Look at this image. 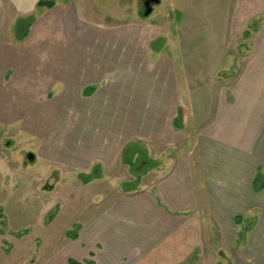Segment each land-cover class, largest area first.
Instances as JSON below:
<instances>
[{
    "label": "crops",
    "instance_id": "obj_1",
    "mask_svg": "<svg viewBox=\"0 0 264 264\" xmlns=\"http://www.w3.org/2000/svg\"><path fill=\"white\" fill-rule=\"evenodd\" d=\"M65 1L44 7L21 44L9 39L13 28L8 37H0V70L12 68L15 80L27 84L16 98L28 105L40 98L55 103L44 127L38 128L45 150L60 164L74 165L76 177L86 178L75 192L79 203L72 219L77 231L65 242L61 264H188L201 259V254L193 257L195 245L203 243L210 220L208 231L227 236L230 252L236 250L238 237H245L240 253H230V264H264V0H201L220 10L214 28L218 38L243 27L247 35L258 36V44L239 59L236 50L217 44V59L204 68L201 52L193 50L194 57L189 56V42L177 30L180 46L174 48L171 37L165 52L181 55V97L173 86L174 56L143 60L141 55L142 37L153 42L155 28L142 22L134 30L125 24L117 30L109 24L88 29L79 24L84 21L79 16H85L80 0ZM3 3L0 34L9 16L12 27L15 20L11 0ZM166 5L168 13L161 16L170 23L171 13L188 7L177 20L187 37L200 38L199 0H168ZM71 20L74 29L69 28ZM60 21L65 37H59ZM257 21L262 24L253 32ZM215 67L218 75L226 69L228 77L218 81L227 86L224 92L213 91ZM157 68L165 73L158 71L161 75L154 79ZM28 74L34 76L24 78ZM147 81L160 86L147 88ZM142 82H147L144 92ZM88 86L94 88L86 93ZM188 101L193 107L189 113ZM175 117H182L180 124ZM146 129L152 141L167 143L158 154L159 165L146 173L157 177L120 191L108 185L98 188L106 166L141 160L138 141H146ZM176 135L180 140L174 141Z\"/></svg>",
    "mask_w": 264,
    "mask_h": 264
},
{
    "label": "rangeland",
    "instance_id": "obj_2",
    "mask_svg": "<svg viewBox=\"0 0 264 264\" xmlns=\"http://www.w3.org/2000/svg\"><path fill=\"white\" fill-rule=\"evenodd\" d=\"M37 1L11 0L15 18L14 26H11L12 22L9 16L5 30L0 34V37L3 39L8 37L13 28L11 33L13 35L9 39H11L15 46L21 44L22 38L24 39L27 36L26 34V36H22L23 29L28 28V26L31 27L33 24L35 25L36 18L42 12L41 10L47 7L46 5L38 6ZM42 1L50 2L52 6L57 2L61 4L66 2L65 0ZM167 2L168 0H160L158 3H151V12L148 15H144V0H80L85 16L79 17L84 19L85 22L80 21L79 24L93 30H97L100 26H107L108 24L112 29L116 30L120 26H123V24L130 30L139 28V24H142V22L150 24L152 28H155L157 37L153 42L147 40L148 37H142V46L140 48L143 53L141 55L144 58L143 60H149L151 55H154L152 57L154 60L160 57L174 56V70L172 69V72L175 83L173 86L175 93L179 97L183 96V90H180L182 88L180 84L182 83H177V80L180 81L182 77V72H184L181 67L182 63H180L181 55L177 51L173 54L165 52V45L172 39L171 37H173L175 44L172 46H176V48L180 46L176 45L177 40L180 39L177 36V30L183 31L185 35L184 39H186V42H189V56L194 57L193 50L201 52L198 55L202 54L203 60L201 61L204 68H207L212 64L214 59H217L215 56L217 44L221 45L222 48L227 47V51L230 52L236 50L239 54L237 59L248 55L251 50L250 47L258 44V36L256 34L252 36L247 35L245 31H241L243 27L234 32L231 30L218 38L217 31L214 28L218 24L215 19L219 20L220 10L216 9L217 7L215 6L213 7V3H205L201 0H199L200 6H196L200 9L201 19H203L198 33L200 38L197 37V34L187 37L185 31L181 30L183 22L178 20L181 19L180 15L186 16L189 11L188 7H185L183 10L177 9V13L172 11L173 19L171 20L173 22L170 23L166 16H161L168 13L166 12V9H168ZM160 3L161 5H159ZM194 5L195 2H192L190 5L191 11ZM5 6V3L0 4V9ZM229 7L231 8L230 4ZM105 10L108 12H105ZM166 20L170 25H167ZM69 24V28H75L73 20ZM261 24L262 22L257 21L252 31H256L257 27L259 28ZM6 26L8 31H6ZM64 29L63 23L60 21L59 37L66 36ZM166 33L168 35L173 34V36L169 35V38ZM31 39H34V37H28V40L31 41ZM152 48L157 49V52L149 51L153 50ZM225 60L223 59L220 62L223 63ZM42 67L43 64H41L40 68ZM157 69H155L157 74L153 75L154 79L161 75L158 71H162V74L165 73V70ZM166 69L168 72L171 70L169 67H166ZM143 70L147 69H142V72ZM217 70L215 67L211 71H215V75L213 74L215 85H212L213 89H215L213 90L214 93L224 92L227 89L225 84L218 83L221 80L220 76L221 78L228 77H224L226 69H221L222 71L219 72V75L218 73L216 74ZM240 70L241 67L238 69V72ZM127 72L131 74L133 72L132 68H127ZM33 76L28 74L24 78L31 79ZM239 76L240 73H237L236 77ZM159 77L157 80H159ZM147 82L138 84L141 91L144 92ZM227 82L228 80L225 83ZM155 85L157 87L160 86L159 83L153 84L150 82L146 86H148L147 88H154ZM26 87L25 80H21V78L19 81L15 80V71L12 68L0 70V264H61L66 254V251L63 249L65 242L67 239H70L71 234L77 231V222H75V219H72L74 215L73 210L79 203L75 192L86 178L84 176H77V178L73 174L75 172L74 165L60 164L56 161V158L49 155L48 150H45L44 142L39 139L38 128L39 125L41 128L44 127L45 122L54 109L55 103L46 104L45 100L41 98L33 100L32 105L22 102L16 97H19V94H23V90ZM91 87L94 88L93 86H88L85 92L88 93ZM194 87L196 88L197 85L195 84ZM190 102L188 101L186 104L185 109L188 110L187 113L193 108L189 105ZM28 110L32 114L35 113V115H30ZM181 111L184 110L181 109ZM30 119L34 120V124L31 123ZM180 119L182 117H175V124H180ZM185 119L183 118V120ZM142 135H144L143 138H146V141L143 143L141 140L138 141L141 143V146H138L144 152L141 160L138 161L139 158L137 157V161L131 160L124 164L121 159V164L106 166L103 169L106 175L105 180L97 183L98 188H104L105 185H108L110 190L120 191L139 184L151 183L157 177V175H153L156 173L148 175L146 173L154 170V167L159 165L158 159L160 157H158V154L165 149L164 147L167 146V143L159 142L155 138L152 141L151 139L153 138H151L149 129L143 130ZM175 140H180L178 135L175 136ZM177 145L175 144L173 149H171L170 152L172 154L177 152ZM29 153L32 154V158L28 157ZM124 158H127V155H124ZM141 163L144 164L142 165ZM145 166L146 168L144 169ZM98 171L101 173L100 168H98ZM109 177H112L114 180H110ZM138 179H141V181ZM209 224L206 226L208 230L213 227L211 220ZM208 230L203 236V243L195 245L196 252H193L194 258L201 254V259H192L188 264H230V260H228L230 253H236L237 251L240 253L242 247L245 245V237L239 236V244L236 246V250L233 249L230 252L233 245L230 244L231 241L227 239L228 237L226 236L225 238L222 235L219 238L217 232Z\"/></svg>",
    "mask_w": 264,
    "mask_h": 264
},
{
    "label": "water",
    "instance_id": "obj_3",
    "mask_svg": "<svg viewBox=\"0 0 264 264\" xmlns=\"http://www.w3.org/2000/svg\"><path fill=\"white\" fill-rule=\"evenodd\" d=\"M159 0H146L144 2V6H145V11H144V15H148L151 12L152 6L150 5L151 3H158ZM29 158H32V154L29 153L28 155Z\"/></svg>",
    "mask_w": 264,
    "mask_h": 264
},
{
    "label": "trees",
    "instance_id": "obj_4",
    "mask_svg": "<svg viewBox=\"0 0 264 264\" xmlns=\"http://www.w3.org/2000/svg\"><path fill=\"white\" fill-rule=\"evenodd\" d=\"M37 5L38 6H42V5H46L47 7H50V6H52V3H50V2H44V1H42V0H38L37 1ZM23 35L22 36H24L26 33H27V28H24L23 29ZM22 36H20V37H22ZM68 264H77V263H75L73 260H69L68 261Z\"/></svg>",
    "mask_w": 264,
    "mask_h": 264
},
{
    "label": "flooded vegetation",
    "instance_id": "obj_5",
    "mask_svg": "<svg viewBox=\"0 0 264 264\" xmlns=\"http://www.w3.org/2000/svg\"><path fill=\"white\" fill-rule=\"evenodd\" d=\"M146 0H144V2H145Z\"/></svg>",
    "mask_w": 264,
    "mask_h": 264
}]
</instances>
